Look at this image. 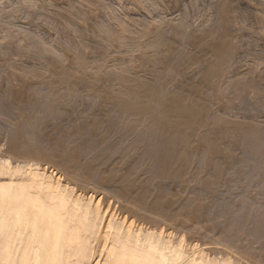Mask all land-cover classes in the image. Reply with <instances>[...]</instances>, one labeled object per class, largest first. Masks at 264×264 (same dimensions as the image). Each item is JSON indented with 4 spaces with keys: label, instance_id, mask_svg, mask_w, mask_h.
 Returning a JSON list of instances; mask_svg holds the SVG:
<instances>
[{
    "label": "rangeland",
    "instance_id": "374dc122",
    "mask_svg": "<svg viewBox=\"0 0 264 264\" xmlns=\"http://www.w3.org/2000/svg\"><path fill=\"white\" fill-rule=\"evenodd\" d=\"M223 4L232 55L203 84L213 54L176 30L205 37L220 26ZM139 83L197 98L208 119L264 135V0H0V163L50 173L99 201L103 218L180 241L184 255L203 264H264V161L241 134L233 143L193 134L178 150L194 149L164 176L143 153L147 117L113 102ZM33 98L51 100L54 110L22 108ZM94 121L74 164L66 155L84 142L74 129ZM211 143L217 156L204 154Z\"/></svg>",
    "mask_w": 264,
    "mask_h": 264
},
{
    "label": "bare ground",
    "instance_id": "6f19581e",
    "mask_svg": "<svg viewBox=\"0 0 264 264\" xmlns=\"http://www.w3.org/2000/svg\"><path fill=\"white\" fill-rule=\"evenodd\" d=\"M225 4L219 8L220 26L205 37L187 36L181 28L176 30L182 39L212 52L213 60L203 67V84L217 77L232 55ZM173 62L177 65L178 58H173ZM44 100L28 99L22 108L53 111L51 100ZM113 100L122 111L134 110L135 114L147 117L148 123L140 135L148 137L143 153H152L154 166L164 176H174L184 161L185 150L194 149L186 146L184 151L178 150L193 134L202 143L218 137L233 143V135L241 134L244 148L264 161L263 132L243 123L208 119L205 103L197 98L139 83L128 86ZM43 118L27 119V124L33 126ZM108 124L114 127L116 123L109 120ZM95 125L96 121L88 127L82 123L74 129L84 142L66 155L72 163L78 162L87 151L88 135L93 134ZM151 138L158 139L159 144ZM206 148V156L220 154L219 147L212 143ZM8 164V161L0 163V176H6L0 181V264H203L201 257L199 260L191 254L186 257L180 241L173 243L160 239L157 233L134 230L131 223L126 225L112 215L103 218L99 201L91 203L92 196L77 195L73 187L52 179L50 173Z\"/></svg>",
    "mask_w": 264,
    "mask_h": 264
}]
</instances>
